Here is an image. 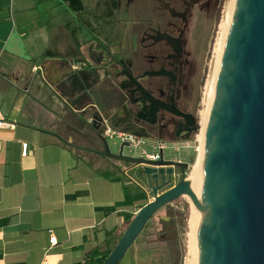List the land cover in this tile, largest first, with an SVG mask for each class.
<instances>
[{
  "label": "crops",
  "instance_id": "crops-1",
  "mask_svg": "<svg viewBox=\"0 0 264 264\" xmlns=\"http://www.w3.org/2000/svg\"><path fill=\"white\" fill-rule=\"evenodd\" d=\"M153 6L0 0V121L12 124L0 126V264H94L124 231L126 216L152 199L144 176L101 174L89 119L109 110L123 127V93L106 59L141 48L143 32L134 27L155 17ZM135 165L122 170L139 175ZM171 205L147 220L117 264H183Z\"/></svg>",
  "mask_w": 264,
  "mask_h": 264
},
{
  "label": "water",
  "instance_id": "water-1",
  "mask_svg": "<svg viewBox=\"0 0 264 264\" xmlns=\"http://www.w3.org/2000/svg\"><path fill=\"white\" fill-rule=\"evenodd\" d=\"M156 38L165 40L175 52L181 49L180 39L168 33L158 32ZM135 85L150 103L143 110L151 121L161 107L183 118L186 136L196 131L194 114L155 99L140 83ZM137 116L144 114L139 111ZM92 126L97 130L101 154L141 165L139 175L145 177L152 194L101 264H117L147 220L182 196L201 209L197 264H264V0H235L204 129L199 196L185 176L188 163L116 153L102 134L105 126L96 120ZM176 169L181 172L180 179L160 191L172 183Z\"/></svg>",
  "mask_w": 264,
  "mask_h": 264
},
{
  "label": "flooded vegetation",
  "instance_id": "flooded-vegetation-1",
  "mask_svg": "<svg viewBox=\"0 0 264 264\" xmlns=\"http://www.w3.org/2000/svg\"><path fill=\"white\" fill-rule=\"evenodd\" d=\"M188 1L191 0H154L153 10L156 18L148 20L145 27L137 24L134 27L143 32L139 40L141 48H135L121 55H107L105 64L107 73L123 93L119 99L118 120L123 126L120 129L154 138L175 139L186 136L183 118L170 111L160 107L154 120H150L143 110V107L149 108L150 103L136 90L135 83H140L155 99L166 104H173L184 111L175 101V90L178 84L177 71L182 51L180 34L186 21L185 6ZM158 32L179 38L181 49L175 52L165 40H157ZM159 70L165 72L160 75L152 74ZM139 111L144 114L143 117L137 116ZM107 112L109 113V110ZM105 113L106 111L93 118V121L96 120L99 126H105L103 120L107 122L108 119ZM98 148L99 155L103 156L100 152L101 143Z\"/></svg>",
  "mask_w": 264,
  "mask_h": 264
},
{
  "label": "rangeland",
  "instance_id": "rangeland-1",
  "mask_svg": "<svg viewBox=\"0 0 264 264\" xmlns=\"http://www.w3.org/2000/svg\"><path fill=\"white\" fill-rule=\"evenodd\" d=\"M223 5L224 0H191L185 6L186 21L185 25L182 26L180 34L182 51L180 52L181 55L177 71L178 84L175 90V101L184 111L196 116L198 123L196 124L197 128L195 133H198L201 127L199 112L202 108L201 97L203 85L212 58L213 44L219 31ZM105 116L108 118L107 124L117 128L116 116L107 111ZM163 138L168 140L172 139L169 137ZM107 142L110 149L115 150L117 146L116 140L107 138ZM96 158V163H102V161H106L107 159V157L101 155L96 156ZM194 160L193 158L189 163V167L185 170L186 177ZM113 162L119 166H126L127 163L122 160H114ZM129 173L137 178H141V175L136 174L135 169H131ZM181 176V172L176 169L172 177V184L180 179ZM171 203L172 205L169 206L173 214V217L170 219L171 230L174 232L184 258L187 248V220L191 202L187 196H182Z\"/></svg>",
  "mask_w": 264,
  "mask_h": 264
},
{
  "label": "built area",
  "instance_id": "built-area-1",
  "mask_svg": "<svg viewBox=\"0 0 264 264\" xmlns=\"http://www.w3.org/2000/svg\"><path fill=\"white\" fill-rule=\"evenodd\" d=\"M92 121L93 117L89 119V123H91ZM103 123L105 125V128L102 134L106 139L113 138L116 140L117 146L115 150H112L116 153L121 151L123 155L139 157L149 161L169 160L174 162H186L188 163V165L193 158L196 159L199 153L200 142L198 139V134L200 130L198 131V133H195L194 131L192 133V137L191 134L190 136H183L181 138L168 140L164 138H154L143 134H136L131 131L115 128L111 125H108L105 120H103ZM0 126L10 127L12 126V124L0 121ZM28 152V143H21V155L25 156ZM137 166L141 165L136 164L135 166H133V168H136ZM131 169L128 168L122 170L123 175H125L129 179H132L129 173ZM55 243L56 237L53 233H50L49 247H51Z\"/></svg>",
  "mask_w": 264,
  "mask_h": 264
},
{
  "label": "bare ground",
  "instance_id": "bare-ground-1",
  "mask_svg": "<svg viewBox=\"0 0 264 264\" xmlns=\"http://www.w3.org/2000/svg\"><path fill=\"white\" fill-rule=\"evenodd\" d=\"M235 0H224V5L222 8L221 20L219 24V31L217 32L215 42L212 49V58L209 64L208 71L206 73L201 104L202 108L199 112L200 115V131L198 134L199 139V153L190 166L187 178L191 182V187L197 196L200 194L201 181H202V167H203V157H204V129L209 115V109L214 93V86L216 80V74L218 71L220 57L224 47L225 38L229 28V24L232 18V12L234 9ZM201 217V209L194 206L191 203L189 216L187 220L188 225V240L186 254L184 257V264H197V238L196 231L198 223Z\"/></svg>",
  "mask_w": 264,
  "mask_h": 264
},
{
  "label": "trees",
  "instance_id": "trees-1",
  "mask_svg": "<svg viewBox=\"0 0 264 264\" xmlns=\"http://www.w3.org/2000/svg\"><path fill=\"white\" fill-rule=\"evenodd\" d=\"M114 159L107 158L106 161H102V166L99 169L101 174L106 177H111L113 175L120 174L122 172V166L117 165L115 162H113ZM131 163H126V166H130ZM134 215H128L126 216V224L130 222ZM113 233L111 231L107 232L108 241ZM122 232L119 235L113 236V241H111V245L106 248L105 251L102 252L101 256L96 258L94 264H101V262L104 260V258L109 254V252L112 250L113 246L116 244L117 240L121 236Z\"/></svg>",
  "mask_w": 264,
  "mask_h": 264
}]
</instances>
